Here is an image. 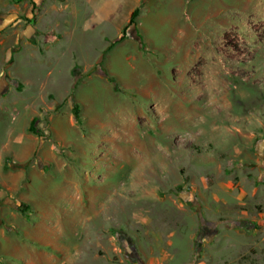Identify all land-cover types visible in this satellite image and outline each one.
I'll return each mask as SVG.
<instances>
[{
  "label": "rangeland",
  "instance_id": "obj_1",
  "mask_svg": "<svg viewBox=\"0 0 264 264\" xmlns=\"http://www.w3.org/2000/svg\"><path fill=\"white\" fill-rule=\"evenodd\" d=\"M24 105L43 136L19 161ZM77 201L98 214L66 243ZM0 264H264V0H0Z\"/></svg>",
  "mask_w": 264,
  "mask_h": 264
},
{
  "label": "crops",
  "instance_id": "obj_2",
  "mask_svg": "<svg viewBox=\"0 0 264 264\" xmlns=\"http://www.w3.org/2000/svg\"><path fill=\"white\" fill-rule=\"evenodd\" d=\"M24 106H25L24 109H26V111H24V113H25L24 118L23 119L20 118L23 109L19 110L21 112L19 113L18 117L16 118V120L17 119L23 120L21 122L20 129H18V127H17V129L14 130L13 127H7L8 128L7 139L9 140L10 138H13V141H12L11 145H8L6 147V149L9 152H13L16 159L19 161L28 160V158L30 159V157L33 155V153L38 148V144H40V143H38V138L36 136H34L33 134H31L29 131L30 122L33 118H35L34 110L29 105H24ZM27 110H29V111H27ZM87 113H88V126H89L90 130L93 132L92 136H98L97 134H95V130L97 132H103L104 135L110 133L113 136H115V134H117V132L119 133L122 131L123 133H120V135L126 136L127 132L125 129L122 128L120 131H118V130L116 131V128L114 127V125H112V124L110 125V123H108L104 120L103 116L98 115L95 111L90 110ZM11 119H12V121L15 120V118H12V117H11ZM53 126H54V128H56L55 124H53ZM42 144L40 146L42 148V155H44L48 159H51L50 153H48V150H47V148H49L48 143L46 142L45 144H43V145ZM16 147H18V149ZM43 149H45L44 153H43ZM4 150L5 149H2L1 151L4 152ZM31 171H32V179L27 184L26 192L24 194H25L26 198H28L30 201H32L34 204L37 205L38 198L37 199L35 198L37 191L42 193L44 191V189H47V186L49 184L52 185L54 182L51 180V179H53L52 177H50L51 179L49 177L42 178V176L36 171L35 166L32 167ZM59 171L55 172V174L57 177H59L61 179L62 183L66 182L67 189L72 190V187L75 188L74 186L77 185L78 178L76 177L75 173L73 172V169L64 165V168L62 167V170L60 172ZM105 176L110 181H114V178H117L116 174L113 171V168L111 166L106 167ZM54 179L56 181V177ZM46 181L47 182L51 181L53 183H46ZM108 184L109 183H107L105 186H107ZM61 186H63V185H61ZM107 188H108V186H107ZM57 189H59V188L57 187ZM104 190H106V189H104ZM67 194L69 195L70 192ZM66 196L67 195H65L64 193H60V197L62 199L66 198ZM92 199H94V202L96 201V194H93ZM63 200L66 201L67 198L63 199ZM48 205H50V204H48ZM92 207L94 208V203H91V205L88 206V208H84L83 205L80 204V201H77L76 206H72V211H67V209H66V211L64 213H61L62 215L59 216V217H62L61 219L53 220L57 224V226L59 228V232L62 234L61 238L65 239L66 243H68V241H69V239H68L69 234H74V235L75 234L76 235L81 234V229L79 227V221L84 223L85 220L88 219L89 217H90L89 219L96 217V214H98V210L97 211H96V209L93 210ZM55 212H56V210H54L52 213L48 212V216H51V218H53L55 216ZM104 215L108 218V215H106V214H104Z\"/></svg>",
  "mask_w": 264,
  "mask_h": 264
},
{
  "label": "trees",
  "instance_id": "obj_3",
  "mask_svg": "<svg viewBox=\"0 0 264 264\" xmlns=\"http://www.w3.org/2000/svg\"><path fill=\"white\" fill-rule=\"evenodd\" d=\"M138 15H139V9L136 8L132 11V13L130 15L129 22H128L129 26L135 25V19L137 18ZM123 36L119 39V41H121L123 39ZM102 73H103L104 78H106L111 84L114 85V89L119 91L120 89L116 85L114 78L108 76V74L103 70H102ZM71 113H72V116H73V119H74V122L76 123V125L81 126L83 118L80 114V106L77 103L73 104L72 109H71ZM35 122H36V119H33L31 121L29 131H30V133H32L34 135L42 137L43 135L41 134V132L34 127Z\"/></svg>",
  "mask_w": 264,
  "mask_h": 264
}]
</instances>
